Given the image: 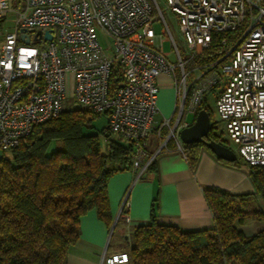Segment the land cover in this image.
Segmentation results:
<instances>
[{
    "label": "built area",
    "instance_id": "2783aa9c",
    "mask_svg": "<svg viewBox=\"0 0 264 264\" xmlns=\"http://www.w3.org/2000/svg\"><path fill=\"white\" fill-rule=\"evenodd\" d=\"M0 0V30L13 13L14 30L0 39V148L16 147L33 125L56 117L67 97L89 116L105 114L107 128L133 144L131 168L140 176L146 141L156 126L166 129L159 149L188 125L184 113L206 109L213 94L219 122L240 160L264 164V0H166L177 18L186 59L156 0ZM162 34L155 42L154 12ZM96 28L110 40L103 45ZM22 29L41 30L39 39ZM51 29L52 39L43 38ZM169 41L171 62L162 50ZM206 58L198 63L196 60ZM194 66L186 70L187 63ZM114 69L120 81L111 89ZM178 71V73H177ZM167 74L176 91L177 114L156 120L158 77ZM68 80L71 90L68 93ZM217 122L210 118V130ZM183 152L182 147L180 148ZM124 197L117 217L130 221ZM116 221V220H114ZM127 250L104 252L98 264H129Z\"/></svg>",
    "mask_w": 264,
    "mask_h": 264
},
{
    "label": "trees",
    "instance_id": "16d2710c",
    "mask_svg": "<svg viewBox=\"0 0 264 264\" xmlns=\"http://www.w3.org/2000/svg\"><path fill=\"white\" fill-rule=\"evenodd\" d=\"M110 81L113 90L120 81L117 69ZM98 115L64 109L33 125L25 140L8 150L9 158L0 160V264H67L69 249L79 240L80 217L90 210L111 228L107 183L111 175L131 166L134 148L132 142L112 137L106 126L101 151L98 136L84 132ZM203 146L183 144L190 167ZM226 163L244 166L254 191L232 194L204 187L213 215L208 229L161 224L153 209L150 221L130 233L129 264H264V228L244 236L236 226L246 216L264 221V164L240 159Z\"/></svg>",
    "mask_w": 264,
    "mask_h": 264
},
{
    "label": "crops",
    "instance_id": "0c3cea01",
    "mask_svg": "<svg viewBox=\"0 0 264 264\" xmlns=\"http://www.w3.org/2000/svg\"><path fill=\"white\" fill-rule=\"evenodd\" d=\"M159 37H155L156 43ZM157 80L159 110L156 120L160 122L170 117L174 120L178 104L173 80L167 74H160ZM163 131L162 135H158L154 126L149 133L146 141L147 155L143 161L150 156L153 159L140 176L130 166L114 173L108 180L110 212L113 222L116 220L113 229L126 239L134 227L150 221L153 209L157 222L161 224L176 225L183 230L211 228L212 211L203 197V188L206 186H216L232 194L254 191L244 166L221 161L204 146L200 148L193 167L189 166L181 152L183 143L179 139L171 138L165 148L159 149L164 140ZM124 197L129 202V222L117 217ZM110 230L99 220L95 210L81 216L79 240L70 247L67 264H98L104 252H115L116 249L108 251Z\"/></svg>",
    "mask_w": 264,
    "mask_h": 264
},
{
    "label": "rangeland",
    "instance_id": "374dc122",
    "mask_svg": "<svg viewBox=\"0 0 264 264\" xmlns=\"http://www.w3.org/2000/svg\"><path fill=\"white\" fill-rule=\"evenodd\" d=\"M156 1L159 5L160 10L163 13V16H164V18H165V20L169 26L171 34H172V36H173V38H174V40H175V42H176V44L180 50L181 55L183 56L184 59H186V57L188 56V55H186V46H185L183 36L180 33L179 25H178V21H177L176 16L166 6V0H156ZM13 3L16 4V0H13L11 2L12 7H13ZM154 15H155V19H157L155 21V24H154L155 34H156V36L164 37V35L162 34V31H161L162 24L160 23V16H159L157 10L154 12ZM5 17H6V21L2 24V27L0 30V39L2 38L4 33L14 30L13 20L15 18V15L13 13L9 12V13L5 14ZM96 31H97L98 37H99V39L103 45L110 44V40L106 37V35L103 32L99 31L97 28H96ZM162 50L165 53H167L168 59L171 62L176 61V55L174 53V50H172V46H171V43L169 41H163L162 42ZM193 66H194V63L189 62L186 64L185 68H186V70H188V69L192 68ZM177 73H178V71H177ZM70 90H71V82H70V80H68V93H70ZM205 105L209 111L210 118L213 121L217 122V124H216L217 130L215 131V133L220 137L221 141L223 142V144L225 146L231 148L235 152L237 159H240L238 153L236 152L235 144L228 138V136L224 130L223 124L221 122H219V117H218V113H217L216 106H215V98H214L213 94L207 95ZM75 108H77L76 105H74L72 103V101L70 100V98L67 97L65 102H64V109H75ZM194 118H195V115H193L191 113H184L182 120H185L187 123H191L194 120ZM106 126H107V117L105 114H100L91 120L90 127H87L84 129L85 133L96 134L98 136L101 151L105 150V139H104V136L101 133V131ZM112 137H117V134L112 133ZM9 156H10L9 151H3L0 148V160L3 158H9ZM258 202H259V199L257 200V202L256 201L254 202L255 204L253 205V208H255V210H257L256 207L258 206ZM251 210H252V208L249 207V211H248L249 214H250ZM236 226L243 233L244 236H251L254 233H256L257 231L264 228V221L252 218V216H246L241 222L237 221ZM108 241H109L108 242V245H109L108 251H111L113 249H116V251L122 250V249L129 250L128 249L129 245L132 243V239L130 236L128 237V239H126L125 237L120 236L117 233V230L112 231L110 233ZM107 253H110V252H107Z\"/></svg>",
    "mask_w": 264,
    "mask_h": 264
},
{
    "label": "water",
    "instance_id": "95a60500",
    "mask_svg": "<svg viewBox=\"0 0 264 264\" xmlns=\"http://www.w3.org/2000/svg\"><path fill=\"white\" fill-rule=\"evenodd\" d=\"M22 34L20 35L21 40L24 43H29V36L26 32L33 33L34 29H22ZM41 35V30L34 32L33 40L39 39ZM43 38L46 40L52 39L51 29H47L43 33ZM210 130V114L206 109H200L195 115L194 120L187 126L181 128L178 132V137L181 143H202L206 148H208L217 158H220L227 162H234L237 157L235 152L225 146L222 143L217 142L214 139L209 138ZM115 221L111 226L110 233L112 232Z\"/></svg>",
    "mask_w": 264,
    "mask_h": 264
},
{
    "label": "flooded vegetation",
    "instance_id": "af4514ba",
    "mask_svg": "<svg viewBox=\"0 0 264 264\" xmlns=\"http://www.w3.org/2000/svg\"><path fill=\"white\" fill-rule=\"evenodd\" d=\"M212 134H213V131H212ZM213 135H214V134H213ZM209 138H210V139H214V140H216L217 142L223 144V142L221 141L220 137H219L217 134H215L214 137H213V136H211V132H209Z\"/></svg>",
    "mask_w": 264,
    "mask_h": 264
}]
</instances>
